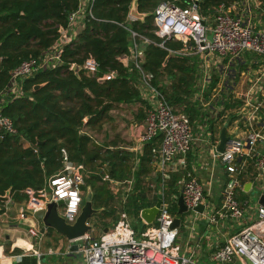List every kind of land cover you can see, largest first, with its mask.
<instances>
[{
	"label": "trees",
	"instance_id": "trees-1",
	"mask_svg": "<svg viewBox=\"0 0 264 264\" xmlns=\"http://www.w3.org/2000/svg\"><path fill=\"white\" fill-rule=\"evenodd\" d=\"M166 1L173 0H139V12L149 15L143 21H129L132 0H94L91 6L94 19L87 18L83 30L63 46L62 64L39 71L22 83V95L8 100L2 109V115L11 121L15 132L0 131V195L9 191L12 202L24 201L25 190L41 189L61 170V150H65L71 162L89 171L83 189L91 188L92 205L101 209L95 216L103 221L110 219L114 225L122 210L132 219L134 229L147 227L141 223L140 212L152 207L156 199H148L144 179L150 173L152 150L160 138L145 144L134 172L135 192L122 206L101 182L100 174L104 168L115 180L128 178L132 173V153L98 146L80 131L85 127L101 130L111 120L110 112L120 104L139 103L148 108L138 89L137 69L132 63L125 67L118 60L130 53V30L151 41L144 45L136 40L143 48L140 67L152 74V85L162 93L173 112L185 117L192 128L202 124L208 126V131L213 129V120L202 110L201 102L193 98L197 93L198 56L172 55L171 52L183 47L177 41L158 46L161 40L154 34L152 13ZM190 1L178 0L176 4L183 8ZM229 1L198 0L200 14L211 19L216 7ZM258 1L264 21V0ZM79 4L80 0H0V92L7 87L12 69L58 43L62 37L60 30L68 28L69 16L78 10ZM88 58L98 65L94 75L86 74L83 69L78 72L70 69L71 65L81 67ZM106 74L113 77L97 81ZM218 83L216 76L210 78L203 102ZM36 85L42 86L34 90ZM214 101L210 102L211 107L221 105ZM234 105L223 103L225 110ZM138 112L140 119L145 117L144 110ZM24 143L29 147L25 148ZM176 180L173 177L167 183L166 193L170 198L179 194ZM169 211L177 213L175 203ZM52 233L49 230L47 236Z\"/></svg>",
	"mask_w": 264,
	"mask_h": 264
},
{
	"label": "built area",
	"instance_id": "built-area-1",
	"mask_svg": "<svg viewBox=\"0 0 264 264\" xmlns=\"http://www.w3.org/2000/svg\"><path fill=\"white\" fill-rule=\"evenodd\" d=\"M83 1L80 0L78 10L69 16V26L65 31H61L62 37L55 46L38 57L22 61L10 71L9 83L5 90L0 92V131L15 132L11 121L2 115V109L8 100L22 95V83L39 71L60 66L63 46L75 37L73 28L77 20H82L84 24L87 18L94 19L91 14L94 0H85L84 6ZM177 1L162 2L153 12L154 34L161 40L159 47H163L167 41H177L182 43L183 49L171 52L172 55L183 56L192 52L204 59L212 55L230 60L243 54H251L257 56L264 65V27L262 29L260 26V23L264 26V21L261 19L258 0H230L221 3L214 10L211 19L200 14L198 0H191L183 8L176 4ZM128 20L134 21L129 15ZM129 32L132 40L130 53L118 60L125 67L132 63L139 73L138 85L151 93V98L143 95L148 108L145 128L139 134L138 142L146 144L160 138V147L154 154V159L160 177L158 192L163 201L155 223L146 225L144 229H134L129 215L121 210L117 222L98 240L93 239L88 232L74 243L78 246L77 252L81 255L83 264H194L179 254L176 244L178 230L172 228L175 216L169 211V203L164 201L165 183L171 170L169 165L176 163L177 170L179 168L182 173L175 185L179 195H182L187 212H195L194 209L199 205L206 206L203 188L192 170L187 168L186 156L193 142L192 130L187 119L175 114L162 93L152 85V74L144 72L140 67L143 49L136 40H141L144 45L150 44L151 41L131 30ZM210 35L211 40H208ZM73 66L71 65L70 69ZM97 67L96 61L88 58L83 62L81 69L88 75H94ZM112 77V74H106L97 78V81H108ZM203 79L208 83L210 76L204 73ZM263 107L264 99L253 106L254 112ZM80 133L85 134L83 129ZM228 137L222 153L216 151L217 146H212L213 157L221 162L227 178L218 208L212 215L204 218V224L211 225L218 220L233 219L241 221L242 225L227 242L215 246L210 258L217 264H230L235 258H241L248 264H264V193L263 203L257 207L256 220L252 223L247 222L244 216L245 204L235 196L236 190L241 187L239 176L243 173L247 161L253 162L264 180V152L256 149L259 144H264V133L251 121L244 135L235 133ZM61 159V170L50 177L44 187L39 190H25L28 201L20 213V218L34 216L35 213L43 211L48 203L56 202L59 204L60 216L66 223H74L85 196V168L81 164L71 162L65 150H61ZM102 171L101 182L105 183L113 194L120 190L119 185H127L121 199L122 206L125 205L133 193V180L116 181L104 168ZM170 199L177 201L178 196ZM28 234L36 238L42 236L39 230L32 228L28 230Z\"/></svg>",
	"mask_w": 264,
	"mask_h": 264
},
{
	"label": "crops",
	"instance_id": "crops-1",
	"mask_svg": "<svg viewBox=\"0 0 264 264\" xmlns=\"http://www.w3.org/2000/svg\"><path fill=\"white\" fill-rule=\"evenodd\" d=\"M84 5H86L85 0L83 1ZM256 25L259 26L257 23ZM260 26L263 29L264 26L261 23ZM83 28L82 20H77L73 28L75 36ZM140 48L143 49L142 46ZM182 49L183 47L180 50ZM183 56H198L199 58L197 93L193 98L201 102L202 110L206 111L209 118L213 120V129L208 131V126L202 124H197L195 128L191 127L193 142L186 156L187 168L192 170L202 186L206 206H203L202 213L188 211L181 215L173 214L175 217L180 218L176 244L179 248V254L190 259L194 264H217L210 258L215 246L227 242L240 229L242 222L233 219H223L211 225L204 224V218L212 215L218 208L221 192L227 178L223 165L213 157L212 146H217L216 144L219 142L220 132L223 127L226 128V135L228 136H232L235 133L244 135L248 129V124L252 121L255 127L261 129L264 133V125L262 126L264 123V107L256 113L253 109V106L258 101L264 99V65L257 56L251 54H244L230 60L212 55L208 59H204L192 52ZM204 73L210 78L216 76L219 79V83L210 92L207 101L203 102V94L207 92L210 82H204ZM138 89L142 99L144 98L143 95L151 98V93L141 85H138ZM213 100L221 102V105L217 106L215 104V106L211 107L210 102ZM224 102L236 105L231 109L225 110ZM141 109L144 110L146 117L147 109H144L139 103L131 105L120 104L110 112L111 120L105 123L101 130L95 131L86 127L83 129V132L93 139L98 146L132 153L131 175L124 180L116 181L133 180V193L136 187L134 172L138 167V158L143 154L145 147V144L138 142V136L145 128V117L139 118L140 113L138 111ZM132 110L137 111L134 114L135 117L132 116ZM126 114L131 115L133 118L128 125L123 120V118H126ZM155 146L152 150L154 154L159 149L160 143H155ZM24 147H29V144L24 143ZM256 149L264 152V144H259ZM156 165L157 162L153 155L149 165L150 173L144 179L146 194L150 201L154 200V198L157 201L159 196L158 184H160V177ZM176 166V163L169 165L171 170L165 183L164 201L169 203V209L175 203L177 212L176 201H172L166 193L167 183L173 177L178 180L181 176L182 171L179 168L177 170ZM84 172L87 176L88 172L86 169ZM239 179L241 187L236 190L235 196L238 201L245 204L243 208L244 216L247 222L252 223L256 220L257 207L261 205V200H263V176L255 169L252 161H247ZM255 183L259 184L263 193L257 196L256 201H253L252 191ZM246 185L248 187L245 189L244 186ZM126 186L119 185L118 190H120L116 194H113L108 189L117 200H120L121 205L123 190L126 189ZM175 187L177 188L176 185ZM25 194L27 195L26 192ZM27 201L28 195L20 203L12 202L10 197L8 202L0 204V264H83L81 255L77 251L72 252L70 250L72 244L75 243L67 242L53 230L51 236H47L48 231L51 229H46L42 234L40 232L41 223L35 216L28 215L26 218H20V213L25 209ZM101 221L104 223V227L99 234H97L98 230L96 231V227L99 224H94L93 219L90 221L92 225L90 234L95 240H98L105 230L110 229L105 227L106 225L108 226L109 219ZM141 223L147 225L142 219ZM31 228L39 230L42 236L40 238L30 236L28 230ZM138 228H141V226ZM230 264L248 263L241 258H235Z\"/></svg>",
	"mask_w": 264,
	"mask_h": 264
},
{
	"label": "water",
	"instance_id": "water-1",
	"mask_svg": "<svg viewBox=\"0 0 264 264\" xmlns=\"http://www.w3.org/2000/svg\"><path fill=\"white\" fill-rule=\"evenodd\" d=\"M138 1L132 0L130 9H129V17L134 19V21H143L149 14L140 13L138 10ZM153 15V13H152ZM62 30H60L61 32ZM208 40H211V35L208 36ZM81 67L74 65L72 70L75 72L80 71ZM42 85L34 86V90H37ZM229 140V137L226 135V128L223 127L219 136V143L216 147V151L222 153L225 147L226 142ZM249 185V184H248ZM248 186H244L246 189ZM10 199V193L7 191L4 195H0V204L8 202ZM93 200V192L90 187H86L85 196L83 200V205L81 207L80 213L77 216L76 220L73 224L66 223L65 219L60 216L58 212V203L50 202L46 205L43 211L37 212L34 214L35 218L41 223L40 232L43 234L46 229H51L55 233L62 236L67 242L74 243L76 240L83 237L86 233L92 230V225L90 221L93 217L101 212V209H95L92 205ZM162 197L159 195L157 201L154 206L151 208H146L141 210L140 218L147 225H152L156 219V216L161 207ZM263 200H261V204ZM178 210L177 215H181L187 212V208L184 205L182 195H179L176 201ZM195 212L202 213L203 206L199 205L194 209ZM180 225V218L175 217L172 223V228H178ZM106 232V230H105ZM77 244H72L71 251H77Z\"/></svg>",
	"mask_w": 264,
	"mask_h": 264
},
{
	"label": "rangeland",
	"instance_id": "rangeland-1",
	"mask_svg": "<svg viewBox=\"0 0 264 264\" xmlns=\"http://www.w3.org/2000/svg\"><path fill=\"white\" fill-rule=\"evenodd\" d=\"M243 55H244V54H243ZM131 112H132V116L135 117L134 114H135L137 111H136V110H132ZM125 117H126V118H123V120H124V122L127 123V125H128V124L131 122V120H132L133 118L131 117V115L129 116L128 114H126ZM88 172H89V171H88ZM83 191H85V188L83 189ZM262 193H263V191H262L261 188L259 187V184H258V183H255V184H254V189H253V191H252V199H253V201H256V200H257V196H258V195H261ZM115 204H116V203H115ZM118 215H119V212H118L117 216H118ZM93 220H94V224H97V225L99 224V226L96 227V228H97L96 231L98 230V233H97V234L101 233L100 230L103 229V227H104V226H103L104 223L101 221V219L99 218V216L94 217ZM112 226H113V222L109 219V221H108V226L106 225L105 227L112 228Z\"/></svg>",
	"mask_w": 264,
	"mask_h": 264
}]
</instances>
